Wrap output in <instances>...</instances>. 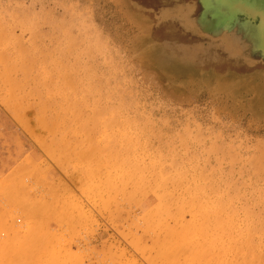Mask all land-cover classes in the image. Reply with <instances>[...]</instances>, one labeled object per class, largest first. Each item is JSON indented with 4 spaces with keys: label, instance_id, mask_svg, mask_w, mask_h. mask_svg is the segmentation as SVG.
Here are the masks:
<instances>
[{
    "label": "rangeland",
    "instance_id": "obj_1",
    "mask_svg": "<svg viewBox=\"0 0 264 264\" xmlns=\"http://www.w3.org/2000/svg\"><path fill=\"white\" fill-rule=\"evenodd\" d=\"M0 220L31 264H264V0H0Z\"/></svg>",
    "mask_w": 264,
    "mask_h": 264
},
{
    "label": "bare ground",
    "instance_id": "obj_2",
    "mask_svg": "<svg viewBox=\"0 0 264 264\" xmlns=\"http://www.w3.org/2000/svg\"><path fill=\"white\" fill-rule=\"evenodd\" d=\"M10 198H11L10 200H12L11 196ZM3 228L4 227L1 224V220H0V233ZM33 230H34L33 228H29L28 233L32 232ZM22 236H24L22 237L23 240L21 241V243L18 244L15 243L14 241H11L8 238H6V240L0 239V252H2V256H3V258L0 259V264H31V262L34 261V257H36L37 254L36 251L33 250L38 248L41 245V243L35 238L32 241L33 237H30L28 235H22ZM19 237L21 238V236ZM179 242L181 246H186V243L184 241H179ZM12 254L15 255L14 258H11Z\"/></svg>",
    "mask_w": 264,
    "mask_h": 264
}]
</instances>
